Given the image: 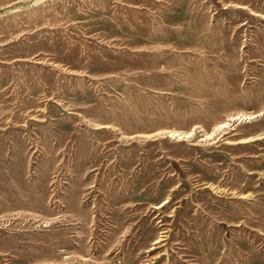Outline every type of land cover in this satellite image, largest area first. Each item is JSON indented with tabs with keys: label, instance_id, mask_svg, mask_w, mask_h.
I'll list each match as a JSON object with an SVG mask.
<instances>
[{
	"label": "rangeland",
	"instance_id": "1",
	"mask_svg": "<svg viewBox=\"0 0 264 264\" xmlns=\"http://www.w3.org/2000/svg\"><path fill=\"white\" fill-rule=\"evenodd\" d=\"M0 264H264V0H0Z\"/></svg>",
	"mask_w": 264,
	"mask_h": 264
},
{
	"label": "bare ground",
	"instance_id": "2",
	"mask_svg": "<svg viewBox=\"0 0 264 264\" xmlns=\"http://www.w3.org/2000/svg\"><path fill=\"white\" fill-rule=\"evenodd\" d=\"M224 124H225V123H224ZM224 124H223V125H224ZM245 140H246V139H245ZM159 241H160L159 239H158V240H156V242H159Z\"/></svg>",
	"mask_w": 264,
	"mask_h": 264
}]
</instances>
